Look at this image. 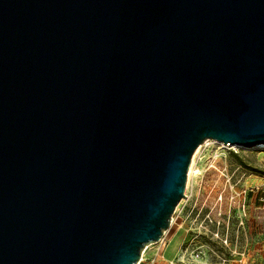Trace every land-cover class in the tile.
<instances>
[{"label": "water", "instance_id": "1", "mask_svg": "<svg viewBox=\"0 0 264 264\" xmlns=\"http://www.w3.org/2000/svg\"><path fill=\"white\" fill-rule=\"evenodd\" d=\"M206 141L264 146V0H0V264H140Z\"/></svg>", "mask_w": 264, "mask_h": 264}, {"label": "rangeland", "instance_id": "2", "mask_svg": "<svg viewBox=\"0 0 264 264\" xmlns=\"http://www.w3.org/2000/svg\"><path fill=\"white\" fill-rule=\"evenodd\" d=\"M262 185L264 152L202 144L171 227L140 263L264 264Z\"/></svg>", "mask_w": 264, "mask_h": 264}, {"label": "built area", "instance_id": "3", "mask_svg": "<svg viewBox=\"0 0 264 264\" xmlns=\"http://www.w3.org/2000/svg\"><path fill=\"white\" fill-rule=\"evenodd\" d=\"M209 141H206L205 143H208ZM220 145L224 146L225 148H237V147H234V146H230V145H224V144H221ZM237 149H240V150H245L244 148H237ZM250 151H255V152H264V147H255L254 149L250 150ZM262 189L264 190V185L261 186ZM260 201L264 203V198H260ZM163 241V239L160 241V243Z\"/></svg>", "mask_w": 264, "mask_h": 264}, {"label": "bare ground", "instance_id": "4", "mask_svg": "<svg viewBox=\"0 0 264 264\" xmlns=\"http://www.w3.org/2000/svg\"><path fill=\"white\" fill-rule=\"evenodd\" d=\"M260 147H264V146H260ZM246 149V148H245ZM191 169H192V167H191ZM191 169H190V173H191Z\"/></svg>", "mask_w": 264, "mask_h": 264}, {"label": "crops", "instance_id": "5", "mask_svg": "<svg viewBox=\"0 0 264 264\" xmlns=\"http://www.w3.org/2000/svg\"><path fill=\"white\" fill-rule=\"evenodd\" d=\"M140 264H142V262Z\"/></svg>", "mask_w": 264, "mask_h": 264}]
</instances>
